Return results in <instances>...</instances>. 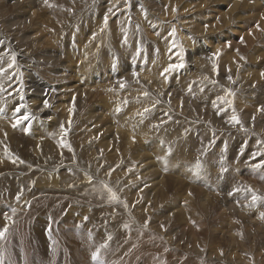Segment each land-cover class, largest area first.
I'll use <instances>...</instances> for the list:
<instances>
[{"label":"bare ground","instance_id":"bare-ground-1","mask_svg":"<svg viewBox=\"0 0 264 264\" xmlns=\"http://www.w3.org/2000/svg\"><path fill=\"white\" fill-rule=\"evenodd\" d=\"M51 2L52 1L50 0V3ZM54 2L57 3V9L55 8L54 4L48 3V5L49 4L54 5V8H55L54 11L57 10V12L61 15V18H59V17H57V18L51 17L50 18L48 15L49 18L46 21L47 14L45 15L42 10L44 9L43 6H45V8L47 9L48 5L45 4L44 0H0V41H2V43H0V57L3 58V60L0 61V63H2L4 67H6L7 63L11 62V54L15 53L16 54V63H15L14 68L10 70L9 74L10 75L15 74V77H18V78H14L11 82H9L6 77L0 78V86H3L5 89L8 90V92H11V95H8L7 93H0V193H1V191L3 193V191L6 192L8 189H10V191L7 193V195H5V197L3 196L4 198L0 197V228H3L4 224H5L4 214L12 215V213H9L7 211L10 204H12L13 207L17 209L16 215L13 217V219L11 221H8L9 231L6 233V238L3 240H0V242H2V241L7 242V246H8V250H9L7 252V257L12 253L11 247H14L16 245L15 249L17 248L18 243H19V239H23V241L21 242V245L23 248L29 247V243H30L29 241L31 239H38L39 240L38 234H40V233H38L37 231L41 228L40 225L43 226L40 222L45 221L43 219L41 220L39 216L42 215L43 212L49 213V214H47L48 218L46 220L49 222V220H50L49 217L52 216L54 219V223H56L55 219L57 218L56 216L58 215V209H60L61 207H62L63 213H64V209H67V212L65 213L66 215H70V214L72 215L73 214L76 217L85 218V216H83V214L81 215V213H79V206L74 204L76 202H81L83 205H86L87 211L91 212L92 203L87 199V194L80 187H79V190H74L73 189L74 186L73 187L68 186L69 179H68V176H65V178L63 177L64 173H68L71 170L70 174L76 175L74 182H76L79 179H83V180L85 179L86 180V178H87L86 175H89L90 172H93V170H95V164L97 162L101 166V163L99 162L100 157H102L101 159L104 160L103 157L105 158V155H107L105 160L106 159L108 160L110 152L112 154L113 150L116 153L117 152L116 149H118V151L120 149H122L121 148L122 145H119V144H123L124 148L127 149V147L129 146V148H130V145H132L133 143L137 144L138 142H143L146 139L144 137L147 135L146 137L148 138V133L151 130V124L148 125V121L151 118V117L149 118V116H152V117L157 116L155 119V123H154L155 125L154 124H152V125L156 126L158 129H161L162 127H164V125H167L166 128H168L169 125L172 124L175 120H179V123L184 125L182 119L176 117V116H178L177 108H176V111H174V106H175L174 100L184 98L183 96L185 94V93H183V91H180V87L174 83V82H176V80H180V79L181 80L182 79L187 80L189 87H191L190 88L191 93H195L196 95H198L199 93H204L202 95H204V96L207 95V97H210V98H216L215 95L224 96L225 90L230 89L231 92L234 93V96L229 97V98L234 101V104L240 103L241 101L242 102L245 101L248 104L247 101L250 102V100H249L250 97H252V95L254 97H256V95L258 94L257 90L256 91L255 90L250 91L245 86H244V88H241L240 87L241 84L239 85L237 83L236 84H228L227 83L226 85L230 86V88H228L229 86L226 87L221 80L225 79L227 76V72L232 71L233 68L246 67L247 66L246 65L247 60L249 58L251 59L252 50H253L255 44L258 42L260 37H262L264 35L263 34V32H264V19H261V17L264 16V13L261 12L260 10L252 11V13L249 15V18L253 21V27L249 28L246 32H244L241 35V37H243L244 42L240 43L239 47H237L233 51H230L231 46L228 45L227 43L219 45V46H218V44H216L215 46L210 47L211 53H209V55H208L209 61L206 62V61H202L200 59V58H206L207 57V54L202 56L201 42L203 41L204 36H209V34H212L221 28H226L231 23L239 21L241 19L240 15H242L241 7H239L235 4L226 5V3L223 0H129L127 5L125 4L124 0H73L72 2L74 3L75 6H73V8L69 7L71 9V13L69 12V13L63 14V11L66 10V6H65L66 2H69V0H65V2H63L62 4L58 3V0H55ZM59 2H60V0H59ZM114 4L118 6L119 10H117V8H113V12L109 13V11H108L109 8L113 7ZM215 4L225 5L226 9L225 10L216 9V8H214ZM51 7H53V6H51ZM48 8L50 9V6H48ZM173 8L176 9L175 12L173 11ZM238 11H240L239 14H237ZM51 12L53 13L52 10H51ZM51 12H50V14H52ZM45 13H48V12L46 11ZM54 13L52 14L53 17H54ZM59 14H56V16L57 15L59 16ZM198 14H202L204 16H207V21H206V25H208L207 31L205 30V25L203 22H201L202 25L197 24L198 21L194 17L197 16ZM105 15L108 16L107 24H105ZM49 19H51V20H49ZM73 19H75V20L81 19V20L78 22L76 21V23H72V24L69 23V21L71 22ZM257 23H259V25H260V30H257V28H256ZM70 25L72 26V28L74 30L71 28L67 34H64L61 31V29L65 27V29L69 30ZM75 27H77V28H75ZM59 31H61V32H59ZM173 31L175 33L174 35H172ZM65 33H66V31H65ZM142 33H144V34H142ZM249 33H251V35ZM136 35H141V36H139V38H136L135 37ZM147 35L150 36L151 38L148 39V41H145L143 37L144 36L146 37ZM122 40L125 41V43H122ZM135 42L136 43L143 42V44H146L148 46H151L150 43L152 45L154 44L158 48L159 53H160V55H159L158 51H156L158 53L157 56L159 55L158 59H156L157 61H155L153 59L154 57H152V59L155 61V63L151 64L150 66L145 68L146 70H144V71H143V69H141L142 71L137 70L136 63L142 62V64L144 63L147 66L148 62H150V59H149L150 56L148 57V55L145 54V52L144 53L143 52L136 53V51H135V53H133L132 52L133 49L130 48V45L134 46L133 44ZM143 44L141 43L140 47H142ZM229 44H235V43H229ZM136 45H138V44H135V47H137V49H138V46H136ZM135 47H133V48H135ZM103 50L105 52L103 53L104 54V56H103L104 64H103L102 68L99 69V72H97L96 69L95 70L89 69L86 72V74L84 76V84L82 85V90H78V88H79L78 85H80V80L77 81L79 84L74 86L77 90L73 91L70 94V96H69L70 102L69 103H65L64 101H66L67 98L64 99L63 97H60V94L57 92L59 88L64 90V86L62 84H53L51 81L48 80L46 82H42L40 85L41 87L39 89V86L36 84V80L34 78H31L29 80V78H30L29 70L32 66L34 69H36L38 71H49L50 72L55 68L57 71H59L61 68V61H60V59L56 58L59 55L65 56L66 61H67V59L70 56L76 55V53H74V51H77V54L79 55V57L82 60H83L84 56L92 59V57L87 54L89 51H101L102 52ZM151 50L148 49L147 51H150L154 54V49H153V51H151ZM217 50H219V52H220L219 56L214 55L217 52ZM120 52H122L121 55L120 56L117 55ZM181 53L183 54L182 58H183L184 67H182L176 71L166 73L167 79H165L164 76H161V72L163 71L164 68H166L168 66L169 63L180 62ZM261 53H263V55H264V52H256V54H261ZM157 56H155V57H157ZM241 56L244 57V59H240ZM253 59H252V61H253ZM123 60L125 61L124 67H122V65H121V62ZM224 62H227L226 68L228 69V71L226 69L221 68V66H220V69L218 70L217 75L212 72L211 66L214 63L215 64H221ZM261 62L263 63L262 64V66H263L264 65V58H262V57H261ZM248 64H249V62H248ZM244 65H246V66H244ZM250 65L252 66V64H250ZM49 66H50V68L46 69ZM222 66H224V68H225V64H223ZM260 68H262V67H260ZM208 69L211 73L207 72ZM241 71H242L241 76H245L247 73H250V71L246 72L245 69L241 70ZM134 72L137 74L135 77L133 76ZM258 74H259V76H261L260 75L261 72L256 73V70H255L253 74L250 73V77L253 78V76L258 75ZM205 77H207V79H205ZM246 77H247V75H246ZM70 78H71V74H69V76L66 78V81ZM203 79L206 80V83L200 82V80H203ZM70 81L72 82L73 80L72 79L68 80V82H70ZM212 81H216V83L213 84ZM9 83H11V87H9ZM121 83H124V85H125L123 88L120 87ZM194 83H196V84L200 83V84L195 85ZM258 84H260L259 81H258ZM212 85H214V88H212ZM28 86L34 90L37 89L38 91H32L28 88ZM74 87H72L71 89H69L67 91L73 90ZM128 87H135L136 88L135 92L132 96L129 93L131 90H129ZM205 88H206V91L204 92L203 90ZM145 92L148 93L147 96L143 95V93H145ZM254 92H256V93H254ZM217 93H219V94H217ZM20 94H23V96H24L23 101L20 100ZM208 94H210V96ZM108 98L113 100V103H116L118 105L109 104V105H106L104 107L105 100H108ZM45 101H47V103H48L47 108L44 107ZM141 101L143 102L142 104H140ZM180 101L181 100H179V102ZM111 102L112 101H110V103ZM217 102H219V101H217ZM19 103L26 104L27 105L26 110L30 111L32 113V115L35 117V119L31 120L30 122H25L24 124H21V125L17 126L16 128H13L11 126V124H12L11 118L13 116L12 110ZM91 103H93V106L91 105ZM97 105L100 109L104 108L103 116L95 114V111L98 108ZM153 105H155V106L153 107ZM220 105L222 106V104H220ZM233 106H235V105H233ZM233 106H232V109L235 108V107L233 108ZM146 107L150 108L151 111L148 113H145V115L143 117H141L140 115L137 114V113L143 112L144 108H146ZM177 107L182 108L183 106L177 105ZM240 107L242 108V106H240ZM248 107L249 106H247V108ZM117 108H120L119 112L116 111ZM200 108H202V107H200ZM70 109H71V112L69 111ZM236 110L238 111V109H236ZM184 111L186 112L187 110L184 109ZM209 112H210V110H209ZM209 112H208V115H210ZM198 113L201 114V112H198ZM89 114L91 116L90 120H92V122L94 123V125L92 126L90 131H87V128H86V129H83L82 131L75 132V128H77L79 130L82 128V124L85 123V120H86L85 118H88ZM186 114L184 115V117L185 116L188 117V115H186ZM202 115L203 114H201V116ZM239 116L241 117V115H239ZM104 118L108 119V120H110V118H111L110 121H113L115 128L110 126L109 125L110 123L107 122ZM207 118H209V116ZM187 119H189V117ZM239 119H241V118H239ZM255 119H257V118H255ZM150 121H151V119H150ZM209 123H210V120H209ZM61 125L64 126L63 131L67 133L66 135L62 134ZM170 126H172V125H170ZM25 127L28 128V132L24 131ZM96 128L98 130H100L101 132L103 131L101 129H104V128L109 129L110 135L107 136V134L105 135L106 132L105 133L103 132L104 135L102 137L100 135H98L96 137V134L100 133V132H98L95 134L93 129H96ZM97 129H96V131H97ZM70 130H73L74 134L78 133V132H82V133L84 132L85 134H87V136L88 135L90 136V140L92 141V143H91L92 146H90L91 148L89 149L88 148L89 146H88L87 147L88 150L85 151V153H87L86 155L84 154L85 157H83V156L79 157V156L73 155L74 158H77V160L75 161L76 165L79 168V171H77V172L75 169L70 167V165H68L69 162L66 159H63V160H66L63 163H62V161L58 162V160L54 154V150L56 148H60V147L65 148L69 151V148L67 147L66 144L69 141H71L70 138L74 135L73 133L72 134L69 133ZM163 130H164V128H163ZM151 131H154V130H151ZM107 133H109V132H107ZM100 134H102V133H100ZM227 134H228V132H227ZM83 135L84 134H82V136ZM262 135H263V132H262ZM44 136L51 138L52 139L51 141H53V142H50V140L48 138L49 141H47V143H46L47 139H44ZM149 136L153 137V135L151 136L150 134H149ZM78 137H80V136H78ZM85 138L86 137H84V139ZM62 142H64L66 146L62 147L61 146ZM53 143H54V145H53ZM262 143H263V141H262ZM86 145H89V142L86 143ZM263 149L264 148H262V151H263ZM129 150L132 151L131 149H128V151ZM63 152H64V149H63ZM70 152L73 153V150H71ZM123 154H124V152H123ZM154 154H156V153H154ZM157 154H159V153H157ZM65 155H67V154H65ZM136 157H137V155H136ZM80 159H82V160H80ZM115 159H116V157H115ZM119 159L120 158L118 157V160ZM137 160H134V161H137ZM21 161H23V163H21ZM115 161H117V160H115ZM115 161L113 163L117 166L118 164L115 163ZM85 162L88 164H85ZM117 162L120 163L121 161H117ZM122 163L124 164V162H122ZM125 163L127 164V162H125ZM60 164H63V165H60ZM125 166H122V168ZM119 167H121V166H119ZM142 168H143V166H142ZM144 168H145V166H144ZM148 168H150V167H148ZM110 169L112 170V168H110ZM115 169L112 172L116 171V173H117L118 169L117 170H115ZM126 169H127V167H126ZM129 169H131V168H129ZM123 170H125V169H123ZM133 170H135V169H133ZM140 170H141V167H140ZM144 170H146V169H142V172ZM147 170H150V169H147ZM249 170H251V169H249ZM253 171H255V170H253ZM112 172H110V174ZM125 172L124 171L119 172V175L123 176V174ZM127 172L130 173V171H127ZM135 172L137 173L139 171H135ZM83 173L86 175L83 176ZM249 173L251 174V171ZM132 174H134V172H132ZM112 175H113V173H112ZM145 175L144 174L142 175L143 179L145 178L144 177ZM150 175H151V173H150ZM150 175L148 174V176H150ZM115 176H117V175L114 174V177ZM128 176H129V174H128ZM148 176H147V178H148ZM84 177H86V178H84ZM90 177H91V175H90ZM111 177H113V176H111ZM124 177H123L124 180L127 181L128 177L127 176H124ZM130 177H131V175H130ZM140 177H141V175H140ZM123 178L121 177V181H124ZM131 178H133V177H131ZM105 179H103V180H105ZM146 179H144V180H146ZM116 180H113V181H116ZM137 180H138V178H137ZM144 180H142V181H144ZM161 180L163 181L162 178H161ZM257 180H258V178H257ZM134 181H136V179H134L133 181H128L127 183L134 182ZM147 181H144V182H147ZM116 182H114V183H116ZM138 182L136 181V185ZM150 182H147V183H150ZM122 184H123V182H122ZM132 184H135V183H132ZM141 184H144V183L142 182ZM149 185L151 186L153 184H149ZM259 185H261V184H258V186ZM95 188H97V187L96 186L92 187L93 193L95 192ZM143 188H144V186H143ZM133 190H134V188H133ZM162 190H163V188H161L160 191H162ZM169 190H170V188H169ZM253 190H255V189H253ZM145 191H147V190H145ZM152 191H153V189H152ZM156 191L157 190L155 189L154 192H156ZM147 192H146V194H147ZM172 192H174V191H172ZM172 192L170 190V193H172ZM196 192H197V190H196ZM126 194H124L123 197L118 196L120 201H122L123 203H110L107 205L106 204L107 202H106L105 204L110 209H106V207H105V208H103V209L101 208L99 210L101 211L102 216H104V213H106V215L108 216L111 212H113V210L117 209L116 212L126 213L127 216H129L130 218L132 217L131 219H134L135 221H137L138 219L136 220L134 212H136V214L138 216L146 217L148 219L147 220V221H149L148 226L146 228L143 227V229H140V230L138 228L137 231L135 232V233H137L136 235H137V237H139V239H136L137 241L134 242V249L135 250L136 249L142 250L143 248L145 249L146 244H149V246H151V248L152 247L154 248V246H152L153 244L159 243V245H160V241H159L160 239L159 238L161 237L160 233H162V231H164L168 235L166 240L164 239L165 237H163V235H162L164 242L168 241V238H169V240H171L170 234L173 231V225H174V219L172 218V214L169 215V213H168L166 220H164L165 223L163 224V226H165V227H163L162 229L160 227H159V229L156 228V229H158V231L156 232L158 234L155 233V235H153V234H150L151 232L145 233V232H147V230H149V228L152 226V224L155 223L154 219H156V222H158V220H160L159 219L160 217L156 218V216L159 215L156 212L158 211V208H160V207L155 209V212H153L152 210L149 211L150 210L149 208L145 209L143 207L135 205V202L131 201L132 198L135 199V197H134L135 195H134V192L132 190L129 192H126ZM243 194H244V192H243ZM157 195H159V194H157ZM18 196H19V199H17ZM96 196H97V198L99 197V199H104V196L101 194L96 195ZM137 196H138V194H137ZM166 196H168V195H166ZM121 198H123L127 201V204H125V205H127V207L124 206V203L126 201H124ZM145 198H146V195H145ZM152 198H153V196H152ZM152 198H151V200H152ZM160 200L162 201V199H160ZM245 200H247V199H245ZM157 202H160V201H158V198H157ZM157 202L155 201L153 203L156 204ZM247 202H248V200H247ZM6 204H9V206L6 207L7 206ZM160 204L163 205L162 203H160ZM166 204H167V202H166ZM157 205L159 206V204H157ZM244 205H245V203H244ZM246 205H247V203H246ZM11 206L9 208L10 210H11ZM162 207H164V206H162ZM166 207L168 208V206H166ZM43 208H44V210H43ZM154 208H156V206ZM244 208L246 209V207H244ZM247 208H249V207H247ZM133 209H135V210H133ZM164 210L165 209H163V211ZM237 212H238V210H237ZM234 213H235V211H234ZM245 213H246L245 210H243V214H245ZM177 214H179V213H177ZM119 215H121V213ZM248 215L251 216V214H247V216ZM257 215L258 214L256 212V216ZM227 216H226V218H227ZM235 216H236V214H235ZM111 217H113V215ZM117 217L120 218L119 216H117ZM223 217L225 218V215ZM37 219L41 220L40 222L38 221V224L35 222ZM60 219H62V218H60ZM115 219H116V217H115ZM182 219H183V216H182ZM232 219L230 216V221ZM144 220H146V219L144 218ZM235 220H236V217H235ZM62 222H63L62 225H64L65 218L62 220ZM69 222L72 223V221H70V220H69ZM175 222H177L176 226L178 227L179 226V220H177ZM133 223H131V224H133ZM137 223H138V221H137ZM48 224H44V225H48ZM109 224L112 225V222L110 221V219H109ZM136 224H134V225H136ZM233 225H234V223H233ZM141 226H142V224H141ZM234 226L231 225L232 230L235 228ZM261 226H263V224ZM38 227H40V228L37 230ZM50 227H52V226L50 225ZM50 227H49V229H50ZM60 227H61V225H60ZM64 227H67V225L65 224ZM94 227H95V225L92 226V228L89 230L88 233L94 232ZM244 227H245V225H244ZM246 227H247V230H248V228H250L249 225ZM241 228H242V226H241ZM41 230H42V233H43V231H45L44 226L42 227ZM201 230H202V228H201ZM82 231H83L82 228H79L77 230V232L80 234L78 236L83 237ZM193 231L191 233H193ZM234 231H236V228ZM237 231H239V230H237ZM240 231H239V233H240ZM244 231H245V229H244ZM248 231H247V233H248ZM233 233L235 234V232H233ZM233 233H231V234H233ZM236 233H238V232H236ZM239 233H238V235H239ZM35 234H37V236ZM67 234H66V236L71 235V234H68V235ZM34 235H35V237H34ZM73 235L75 237V234H73ZM157 235H160V237ZM189 235L190 234H188V238H190ZM197 235H195V236L197 237ZM195 236H192L191 239L195 238ZM234 236H235V238H237L236 237L237 234ZM255 236H253V237H255ZM28 237H29V240H28ZM242 237H244V236H242ZM257 237H256V239H257ZM87 239H89V238H87ZM87 239L85 240L87 243L84 246L95 247V244L97 243L98 240L96 239L95 241H93V243H88L89 241H87ZM199 239L200 238H198L197 240H193L192 245L190 243V245L194 248V251H195L194 253H197V255H199V256L204 255L205 249H208V246L213 245L214 248L220 247L221 250L219 253H218V251H216V252L211 251V250H213V248L211 247L212 249L211 248L208 249V251H210L209 255L210 254L212 255L213 253H215L214 257L217 260L219 259V261L220 260H227L226 263H228V264H236V263L248 264L250 262L249 259H248L249 261L246 259H242L243 257H241V254L239 253L240 254L239 255L237 253L238 252L237 249L238 250L240 249L239 251H241V249L244 246L243 247L241 246L242 247L241 248L239 245L235 244L234 246H237L236 247L237 249L235 251L234 250L235 248H234L233 250L235 252H233V251H230L232 249V248L230 249V246H228L229 247V251H228L227 248L225 247L227 244L223 242L224 244H226L224 246L226 251L224 252V250L222 251V245H221L222 240H221V243L219 240L214 241L215 239L206 243L207 238L205 239L206 240L205 242H204V240L201 241V239L199 241ZM41 240H43V239L41 238ZM69 240H70V238H69ZM74 240H76V237ZM79 240H80V238H79ZM173 240H174V238H173ZM259 240H261V239H259ZM231 241H227V243L230 244L229 242H231ZM235 241L238 242L236 239H235ZM255 242L254 241L252 242L253 245L257 244ZM42 243H44V242H41V244ZM172 243H173V241H172ZM240 243H242V241ZM168 244L170 245V243H168ZM168 244H167V246H168ZM232 244H234V242H232ZM242 244H240V245H242ZM35 245L37 246V250H38L40 245H38V243H36ZM127 245H128V243H127ZM157 247L159 249H153V248L152 249L155 250L157 253H159L158 250H160L161 248L159 246H157ZM187 248H188V246H187ZM261 248H262V246H261ZM4 249H6V248H4ZM249 249L247 251H250ZM253 249H255V248H253ZM153 250L151 251V255L155 253V251H153ZM262 250H263V248H262ZM188 251H189V249H188ZM191 252L192 251H190V253ZM243 252H244V249H243ZM257 252L259 253V251H257ZM257 252H255V253H257ZM4 253H6V252L4 251ZM175 253H174V250L169 251L168 253L166 252L165 259L166 260H168V259L171 260V258L175 259V257H176V256L174 257ZM178 254L180 255V253H178ZM261 254L263 256V253H261ZM209 255H207V257ZM249 255H250V253H249ZM247 258H249L248 255H247ZM251 258H252V256H251ZM259 258H261V257H259ZM257 260L259 262V259H257ZM257 260H255V261H257ZM7 261H9V260H7ZM7 261H4L1 264H9V263H7ZM159 261L161 262V259ZM177 261H179V260H177ZM186 261H188V259ZM0 262H2L1 257H0ZM163 262H164V260H163ZM167 262H168V264L174 263V262L170 263L169 260ZM252 262H254V260ZM259 263L264 264V259H263V261L261 260ZM14 264H16V263H14ZM157 264H159V263H157ZM176 264H177V262H176Z\"/></svg>","mask_w":264,"mask_h":264},{"label":"rangeland","instance_id":"rangeland-1","mask_svg":"<svg viewBox=\"0 0 264 264\" xmlns=\"http://www.w3.org/2000/svg\"><path fill=\"white\" fill-rule=\"evenodd\" d=\"M51 1L52 2L50 3V0H48V3L54 4L55 8L57 9V3L54 2L55 0H51ZM72 1L69 0V2H66V5H65L66 10L63 11V14L69 13V12L71 13L70 8H73V6H75ZM223 1L226 3V5L235 4L239 7H241V12H242V15H240L241 19L239 21L231 23L226 28H221L212 34H209V36H204V39L201 42L202 56L207 54V57L206 58H200L202 61H206V62L209 61L208 55H209V53H211L210 47L215 46L216 44H218V46H219V45L227 43L228 45L231 46L230 51H233L237 47H239V44L241 43L240 42L241 35L244 32H246L249 28L253 27V21L249 18V15L252 13V11H256V10H260L261 12L264 13V0H223ZM63 2H65V0H62V1L60 0V2L58 0V3L62 4ZM48 3H47V5H48ZM54 5H51L53 7L50 6V9L47 6L48 10L45 8V6H43V8L45 10L43 9L42 11L44 12L45 15L47 14L46 21L48 20L49 17L50 18L51 17L52 18H57V17L61 18V15L57 12V10L54 11V9H55ZM214 8L219 9V10H221V9L225 10L226 6L221 5V4H215ZM51 10L53 11V13L55 12L54 17L52 15L53 13L51 12ZM46 11L48 13H45ZM50 12L52 14H50ZM239 12L240 11H238L237 14H239ZM56 14H59V16L58 15L56 16ZM48 15H49V17H48ZM194 18L198 21L197 22L198 25H202L201 22H203L204 25H206L207 16H204L202 14H198ZM49 20H51V19H49ZM74 20L75 19H73L71 22L69 21V23H71V24L76 23V21L78 22L81 19H79V20L77 19L75 21ZM71 28H72V26L70 25L69 30L65 29V27H64L61 29V31L64 34H67ZM75 28H77V27H75ZM61 31H59V32H61ZM65 31H66V33H65ZM142 34H144V33H142ZM263 34H264V32H263ZM139 36H141V35H136L135 37L139 38ZM143 38L145 41H148V39H150L151 37L147 35L146 37L144 36ZM122 43H125V41L122 40ZM141 43L143 44V42H141ZM141 43L135 42L133 44L134 46L130 45V48L133 49V51H132L133 53H135V51H136V53H140V52L144 53L145 52V54H147L148 57L149 56L151 57V58L149 57L150 62H148L147 66L144 63L142 64V62L136 63L137 70L143 69V71H144V70H146L145 68H147L151 64H154L155 61H157L156 59H158L160 53H159L158 48L154 44L152 45L150 43L151 46L143 44L142 47H140ZM229 43H235V44H229ZM135 44H138V45H136V46H138V49H137V47H135ZM133 47H135L136 49ZM148 49H150V50L152 49L151 51H153V49H154V54L150 51H147ZM156 51H158V53H159L158 56H157L158 53ZM104 52H105L104 50L102 52L101 51H89L87 54L90 55L92 57V59L84 56L83 60L79 57V55L77 54V51H74V53H76V55L70 56L67 59V61H66L65 56L59 55L58 57H56V58L60 59V61H61V68L59 71H57L56 68L50 72L49 71H38V70L34 69L32 66L29 70V72H30L29 80L31 78H34L36 80V84L39 86V89L41 87L40 86L41 83L46 82L48 80L51 81L53 84H62L64 86V90L59 88L57 92L60 94V97H63L64 99L67 98V100L64 101L65 103H69L70 102L69 101L70 94L73 91L77 90L74 87V86L79 84L77 81L80 80V85H78L79 86L78 90H82V85L84 84V76H85L86 72L89 69H93V70L96 69V71L99 72V69L102 68V66L104 64V59H103V56H104L103 53ZM256 52H264V35L262 37H260L258 42L255 44V46L252 50L251 59L249 58L247 60V63H246L247 66L244 65L246 67H243V68L241 67L242 69L241 68H233V70L229 72L228 69L226 68L227 62H224L221 64H216L218 70L220 69V66H221V68L226 69L228 71V72L226 71L227 72L226 78L221 80L226 87L229 86V85H226L227 83L228 84H236L237 83L239 85L240 84L242 85V86L240 85L241 88H244V86H245L250 91H252V90L256 91L257 90L258 94L256 95V97H254L252 95V97H250V99H249L250 102L247 101L248 104L245 101H243V102L241 101L240 103L234 104V101H233V105H235V106H233V105L232 106H233V108L235 107L234 108L235 114L238 116V118H241V119H239L241 122L240 125L233 126V124L228 122L231 115L233 114V112H232L233 109L229 108L228 105H226V104H225L226 106L224 104L222 105L223 108L227 109L226 113L221 112L222 114L221 113L217 114L219 108H221L222 106L220 105L219 102H217L216 106L213 105V100H215L216 98H210V97H207V95H205V96L202 95L204 93H199L198 95H196L195 93H191V90H190L191 87H189L187 80H184V79L176 80V82H174V83L177 84V86L180 87V91H183V93H185V94L183 96L184 98L174 100V104H175L174 111H176V108H177L178 116H176V117L182 119L184 125L179 123V120H175L172 124H170L172 126L169 125V127L166 128L167 125H164V127H162L161 129H158L156 126L152 125L155 123V119L157 116H155V117L149 116V118L151 117L150 118L151 121L149 119L148 125L151 124V130H154V131L150 130V132L148 133V138L146 137L147 135L144 137L147 139V140L145 139L146 141L144 140L143 142H138L137 144L133 143L132 144L133 146L130 145V148L128 146L127 149L124 148L123 144H119V145L123 146V147L121 146L122 149H120L119 151H118V149H116V151H117L116 153L114 150H113L114 153L112 152V154H111V152H110L111 156L109 155L108 160L107 159L105 160L107 155H105V158L103 157L104 160L101 159L102 157L99 158L100 161L99 160L98 161L101 163V166L97 162L95 164V170H93V172H90L89 175H86L83 173V176L86 175L88 178L87 179L86 177H84V178H86V180L85 179L84 180L79 179L76 182H74L76 175L70 174L71 170L68 173H64L63 177L65 178V176H68V179H69L68 186H70V187L74 186L75 187V188L73 187L74 190H79V187L81 189H83L84 192L87 194V199L92 203L91 212L87 211L86 205H83L81 202L74 203L75 205L79 206V213H81V215L83 214V216L87 217L88 219L85 220V218H79L73 214H72L73 216L71 214L66 215L65 213L67 212V209H64V213H63V210L61 207L60 209H58V215L56 216L57 218L55 219L56 223H54L53 217L50 216L49 217L50 220L48 222L46 219L48 218L47 214H49V213L43 212V214L40 215L39 217L41 220L43 219L45 221L42 222L40 219H37L35 221L37 224H38V221L39 222L41 221L40 223L44 226V230H45L42 233L41 229L43 226H41V225H40L41 228L40 227L37 228V230L40 228L37 231L38 233H40V234H38L39 240L38 239H31L29 241L30 242L29 247L23 248L21 245V242L23 241V239H19V243H18L17 248L15 249L16 245L14 247H11L12 253L8 257H7V252L9 250H8L7 242L6 241L0 242V257H1V261H2V262H0V264L3 263L4 261H7V260H9V261H7V263H9V264H14V263H16V264H157V263L168 264V262H167L168 260L170 261V263L174 262L173 264H176V262H177V264L179 262L181 264L182 263L183 264H228V263H226L227 260H220L219 261V259L218 260L215 259V257H214L215 253H213L212 255L211 254L209 255L210 251H208V249H210L212 247L213 250H211V251H215V252L218 251V253H219L221 250L220 247L214 248L213 245H210V246H208V249H205L204 255H201V256L197 255V253H194L195 252L194 248L191 246L192 241L197 240L198 238H200L201 241L204 240V242L207 240L206 243H208L209 241L214 240V239H215L214 241L219 240L221 243V240H222L221 245H222V251L224 250V252L226 251L225 247L229 251L228 246H230V249L232 248L230 251H233V252H235L237 249L236 248L237 246H234L235 244L239 245L240 247L244 246L243 248L241 247L242 248L241 251H239L240 249L239 250L237 249V251H238L237 253L241 254V257H243L242 259H246V260L249 259L251 263L249 262L248 264H258L261 260L263 261V259H264L263 258L264 257V201H260V203L257 202V204L254 205L255 207L251 206V194L247 193V191H245V189L250 186L252 189L256 190V191L255 190L254 191L259 196L264 197V187H263L264 186L263 185L264 179H261V177H264V175H263L264 169H254V167H253V165L262 157H256L255 159H252L253 154L255 152H257V151L264 152V149L262 151V148H264V146H263L264 145V111H258L257 110L258 108H264V79H262L261 76H259V74L253 76V78L255 77L254 79L252 77H250V73L253 74L255 70H256V73L264 72V70H263L264 65L262 66L263 63L261 62V57L264 58V55H263V53L256 54ZM121 53L122 52H120L117 55L120 56ZM154 55L157 57H155ZM152 57H154L153 59L155 61L152 59ZM252 59L254 62L252 61ZM124 60L121 62L122 67L125 66ZM248 62H249V64H248ZM223 64H225V68H224V66H222ZM250 64H252V66ZM212 66H211L212 72L217 75V72L213 71ZM260 67H262V68H260ZM49 68H50V66L47 67L46 69H49ZM244 69L246 70V72L250 71V73L246 74L247 77H246V75L241 76L242 75L241 70H244ZM207 72L211 73L209 71V69ZM69 74H71L70 79L73 80L72 82L71 81L68 82V80H70V79H68L66 81V78L69 76ZM228 76L232 77V81H234V83L227 79ZM258 81L260 84H258ZM200 82L206 83V80L203 79V80H200ZM194 84L198 85L200 83H198V84L194 83ZM72 87H74L73 90L67 91V90L71 89ZM28 88L32 91H38L37 89L34 90L29 86H28ZM212 88H214V85H212ZM228 88H230V86ZM128 89L131 90L129 93L132 96L134 94L136 88L135 87H128ZM203 91L205 92L206 88ZM254 93H256V92H254ZM217 94H219V93H217ZM208 95L210 96V94H208ZM224 95H225V92H224ZM215 96L217 97L218 95H215ZM179 100H181V101L179 102ZM110 101H112V102L110 103ZM142 103L143 102L141 101L140 104H142ZM109 104L118 105L116 103H113V100L108 98V100H105L104 107L106 105H109ZM91 105L93 106V103H91ZM177 105L183 106L184 108L183 107L182 108L177 107ZM240 106H242V108ZM247 106H249V107L247 108ZM97 107H98V105H97ZM200 107H202V108H200ZM184 109L187 111L185 112ZM208 109L210 110V112ZM236 109H238V111ZM197 111L201 112V114H203L202 115L203 117ZM208 112L210 115H208ZM103 113H104V108L100 109L98 107L95 111V114H98L101 116H103ZM184 113L185 114L187 113L186 115H188L189 119H187L188 117H186V116L184 117V115H185ZM239 115H241V117ZM208 116H209V118H207ZM253 117H255L257 119H253ZM85 119H84L85 123L82 124V128L80 130L75 128V132L82 131L83 129H86V128H87V131H90V129L94 125L92 120H90L91 119L90 114H89L88 118H85ZM105 120L110 123L109 124L110 126L115 128L113 121H110L111 118H110V120H108V119H105ZM209 120H210V123H209ZM241 125L243 126V130L241 129ZM163 128H164V130H163ZM96 129H93L95 134L98 132L102 133V134H100V133L96 134V137L98 135H100L102 137L105 132H106L105 135L106 134H107V136L110 135L109 129H105V128L101 129V130H103L102 132L98 129L96 131ZM107 132H109V133H107ZM227 132H228V134H227ZM262 132H263V135H262ZM69 133L72 134L73 130H70ZM82 134H84L83 136L86 137L85 139L82 136ZM149 134L151 136L153 135V137H150ZM73 136L70 138L71 141H69L66 144L67 147L68 146L71 147V150H73V153L68 151L65 148L60 147V148H56L54 150V154H55L58 162L62 161V163H63L64 161L67 160L69 162L68 165H70V167L75 169L77 172V171H79V168L75 162L77 160V158H74L73 155L79 156V157H82V156L85 157V155L87 154V153H85V151L88 150V148L89 149L91 148L90 146H92V144H91L92 141L90 140V136L89 135L87 136V134H85L84 132L83 133L82 132L75 133ZM78 136H80V137H78ZM48 138L49 137L44 136V139H47L46 143L49 140H50V142H53V141H51L52 140L51 138H49V140H48ZM258 141H260L261 143H257ZM262 141H263V143H262ZM88 142H89V145H86V143H88ZM53 145H54V143H53ZM63 149H64V152H63ZM128 149H131L132 151H130V150L128 151ZM123 152H124V154H123ZM154 153H156V154H154ZM157 153H159V154H157ZM65 154H67V155H65ZM136 155L138 158L136 157ZM115 157H116V159H115ZM118 157L120 158L119 160H118ZM63 159H66V160H63ZM80 160H82V159H80ZM115 160L121 161V162L118 163ZM134 160H137V161H134ZM114 161H115V163H117L121 167H119L118 165H117L118 166L117 167L113 163ZM122 162H124V164ZM125 162H127V164ZM85 164H88V163L85 162ZM60 165H63V164H60ZM122 166H125V167L122 168ZM142 166H143V168H142ZM144 166H145V168H144ZM126 167L128 170L126 169ZM140 167H141V170H140ZM148 167H150V168H148ZM110 168H112V170ZM129 168H131V169H129ZM132 168L135 170H133ZM248 168L251 170H249ZM114 169L115 170L118 169L117 170L118 174L116 173V171H114L115 173L112 172ZM123 169H125V170H123ZM142 169H146L143 171L144 173L142 172ZM147 169H150V170H147ZM253 170H255V171H253ZM123 171L124 172L126 171L123 174V176L119 175V172H123ZM127 171H130V173ZM131 171L134 172V174H132ZM135 171H139L140 173L139 172L136 173ZM250 171H251V174L249 173ZM110 172H112L113 175H112V173L110 174ZM150 173H151V175H150ZM114 174H116L117 176L114 177ZM128 174H129V176H128ZM143 174L144 175L146 174L144 176L145 177L144 179L147 178L148 174L150 176H148V178L146 180H144L143 176H142ZM90 175H91V180H89ZM130 175L133 178H131ZM140 175H141V177H140ZM111 176H113V177H111ZM124 176L128 177L127 181L124 180V178H125ZM121 177L122 178L124 177L123 178L124 181H121ZM137 178H138V180H137ZM161 178L163 179V181L161 180ZM257 178H258V180H257ZM103 179H105L106 181ZM134 179H136L137 182L140 180L138 182L140 185L138 183L136 185V181L127 183L128 181H133ZM113 180H116L117 182L113 181ZM142 180H144V181L148 180L147 182H150L152 180L151 181L152 183L151 182L147 183V182H144ZM114 182H116V183H114ZM122 182H123V184H122ZM142 182L144 184L145 183L146 184L145 185L141 184ZM132 183H135V184H132ZM149 184H153V185L150 186ZM258 184H261V185L258 186ZM106 185L110 186L113 189V191H115L119 197H123V195L126 194V192H129L132 190L134 192L135 199L132 198L131 201L135 202V205H138V206L143 207L145 209L149 208L150 209L149 211L152 210L153 212H155V209L160 207V208H158V211L156 210L157 211L156 213L159 214L158 216H156V218L160 217L159 218L160 220H158V222H156V219H154L155 223H153L152 226L149 228V230H147V232H145V233L151 232L150 234L155 235V233L158 231L159 227L161 228V225H163L165 223L164 220H166L168 213H169V215L172 214V218L174 219V225H173V231L170 234L171 240H169V238H168V241L164 242L163 237H165L164 239L166 240L168 235L164 231H162V233H160L161 237H160V235H157L160 237L159 238L160 239L159 240L160 245H159V243L152 245V246H154V248L152 247L153 249H159L157 246H159L161 248L160 250H158L159 253H157L155 250H153L151 248V246H149V244H146L145 249L144 248L142 250H140V249L135 250L134 249V242L137 241L136 239H139V237H137V235H136L137 233H135V232L137 231L138 228H139V230L143 229L144 221L148 220L146 217H140L136 214V212H134L136 220L138 219L137 220L138 223H137V221H135L134 219H131L132 217L130 218L129 216H127L126 213L116 212L117 209L113 210V212H111L109 214L110 216L109 215L107 216L106 213H104V216H102L101 211L99 209H101V208L103 209L105 207H106V209H110L107 207V205L110 204V202L108 199L109 193L107 191ZM93 186L97 187V188H95L94 193L92 192ZM143 186H144V188H143ZM133 188H134V190H133ZM161 188H163L162 191H160ZM169 188H170L171 192L172 191H174V192L170 193ZM237 188L241 189V191L233 192V189H237ZM152 189H153V191H152ZM155 189L157 190L156 192H154ZM145 190H147V191L149 190L148 191L149 193ZM196 190H197V192H196ZM9 191H10V189H8L6 192L3 191V193L1 191L0 197L4 198L5 195H7V193ZM146 192H147V194H146ZM230 192H233V194L229 195ZM243 192H244V194H243ZM136 193L138 194V196L140 195L141 197L140 196L138 197ZM100 194L104 196V199H99V197L97 198L96 195H100ZM157 194H159V195H157ZM145 195H146V198H145ZM166 195H168V196H166ZM152 196H153V198H152ZM151 198H152V200H151ZM157 198H158V201H160V202H157ZM121 199H123V198H121ZM160 199H162V201ZM245 199H247L248 202ZM123 200L126 201L125 199H123ZM155 201L157 202L156 204L153 203ZM166 202H167V204H166ZM160 203H162L163 205H161ZM244 203H245V205H244ZM246 203H247V205H246ZM125 204H127V201L124 203V206H125ZM157 204H159V206ZM6 205H7L6 207L9 206V204H6ZM11 205L12 204H10V206ZM10 206L8 207V210H7L9 213H11V210L9 209ZM155 206H156V208H154ZM162 206H164V207H162ZM166 206H168V208ZM12 207H13V205L11 206V208ZM244 207H246V209ZM247 207H249V208H247ZM163 209H165V210L163 211ZM43 210H44V208H43ZM133 210H135V209H133ZM237 210H238V212H237ZM243 210H245V212H246L245 214H243ZM234 211H235V213H234ZM256 212L258 214L257 216H256ZM120 213H121V215H119ZM177 213H179V214H177ZM235 214H236V216H235ZM247 214H251V216L250 215L247 216ZM112 215H113V217H111ZM116 215L119 216L120 218H118ZM224 215H225V218L223 217ZM114 216L116 217V219ZM182 216H183V219H182ZM226 216L229 220L226 218ZM230 216H231V219L233 218L231 221H230ZM235 217H236V220H235ZM60 218H62V219H60ZM64 218H65V223H64V225H62L63 224L62 220ZM144 218L146 220H144ZM109 219L112 222V225L109 224ZM69 220L72 221V223L69 222ZM177 220H179V226L178 227L176 226L177 222H175ZM131 223H133V224H131ZM233 223L235 226L233 225ZM44 224H48V225H44ZM65 224L67 225V227H64ZM134 224H136V225H134ZM141 224H142V226H141ZM262 224H263V226H261ZM50 225L53 228L50 227ZM60 225H61V227H60ZM93 225H95L94 232L88 233ZM125 225H127V227H125ZM231 225L236 228V231H234L235 230L234 227H233L234 229L232 230ZM244 225H245V227H244ZM248 225L250 227V228H248L249 231L247 230V227H246ZM241 226L243 229L241 228ZM49 227L51 230L49 229ZM163 227H165V226H163ZM79 228L83 229V231H82L83 237L78 236V235H80L77 232V230ZM156 228H158V229H156ZM201 228H202V230H201ZM244 229H245V231H244ZM237 230H239V231L241 230L240 233ZM192 231L194 234L191 233ZM247 231H248V233H247ZM233 232H235V234ZM236 232H238L239 235ZM67 233L71 234L72 236L71 235L69 236ZM231 233H233L234 235L237 234V236H236L237 238H235V236ZM66 234L69 237L66 236ZM73 234H75L76 240H74L75 237ZM156 234H158V233H156ZM188 234H190L189 235L190 238H188ZM35 235L37 236V234H35ZM35 235H34V237H35ZM162 235H163V237H162ZM195 235H197V237ZM192 236H195L196 239L195 238L191 239ZM242 236H244V237H242ZM253 236H255V237H253ZM78 237L80 238V240ZM109 237H111V239H109ZM233 237L238 242H236ZM256 237H257V239H256ZM41 238L43 240H41ZM69 238H70V240H69ZM87 238H89V239H87ZM173 238H174V240H173ZM86 239H87V241H89L88 243H93V241H95L96 239L98 241L95 244V247H89V246H84L87 243L85 241ZM200 239H199V241H200ZM259 239H261V240H259ZM28 240H29V237H28ZM240 240L242 241L243 244L240 243L241 242ZM172 241H173V243H172ZM227 241H231V242H229L230 244H228ZM253 241L254 242L256 241L255 242V243H257V244H255L256 246L253 245V243H252ZM41 242H44V243L41 244ZM167 242L170 243V245ZM223 242L226 243L227 245L224 244ZM232 242H234V244H232ZM36 243H38V245H40L38 250H37V246L35 245ZM127 243H128V245H127ZM190 243H191V245H190ZM103 244H106L107 247H101V245H103ZM167 244H168V246H167ZM240 244H242V245H240ZM187 246H188V248H187ZM261 246H262L263 250H262ZM4 248H6V249H4ZM97 248H100V256H99V260L94 261L92 259V253L95 252ZM251 248L252 249L255 248V249L252 250ZM188 249H189V251H188ZM243 249H244V252H243ZM248 249L250 251H247ZM152 250L155 251L156 254L153 252L155 255L154 254L151 255ZM172 250H174V253L176 252L174 257L176 256L177 258L175 257V259L171 258V260L170 259L166 260L165 259L166 252L168 253L169 251H172ZM4 251L6 253H4ZM190 251H192L193 253L192 252L190 253ZM257 251H259V253ZM255 252H257V253H255ZM260 252L263 253V256ZM178 253H180V255ZM249 253H250V255H249ZM207 255H209L208 256L209 258L207 257ZM247 255L249 258H247ZM251 256H252V258H251ZM259 257H261V258H259ZM160 259H161V262L159 261ZM162 259L164 260V262ZM187 259H188V261H186ZM257 259H259V262ZM177 260H179V261H177ZM253 260H254V262H252ZM255 260H257V261H255ZM236 264H240V263H236Z\"/></svg>","mask_w":264,"mask_h":264},{"label":"snow or ice","instance_id":"snow-or-ice-1","mask_svg":"<svg viewBox=\"0 0 264 264\" xmlns=\"http://www.w3.org/2000/svg\"><path fill=\"white\" fill-rule=\"evenodd\" d=\"M44 2H45V4H47L48 0H44ZM124 2L127 5L129 0H124ZM49 6H51V5H49ZM113 8H117V10H119L118 6L114 4L113 7L109 8V10H108L109 13L113 12ZM173 11L175 12L176 9L173 8ZM261 19H264V16H262ZM107 21H108V16L105 15V24H107ZM207 28H208V25H205V30L206 31H207ZM256 28H257V30H260L259 23L256 24ZM174 34L175 33L173 31L172 35H174ZM249 34L251 35V33H249ZM240 42L241 43L244 42L243 37L240 38ZM0 43H2V41H0ZM214 55L215 56H219L220 55L219 50H217V52ZM182 56H183V54L181 53L180 62H178V63H169L168 66L166 68H164L163 71L161 72V76H164L165 79H167L166 73L173 72V71H176V70L184 67ZM240 59H244V57L241 56ZM2 60H3V58L0 57V61H2ZM15 63H16V54L15 53L11 54V62L7 63L6 67H4L2 63H0V78L6 77L9 82H11L14 78H18V77H15V74H12V75L9 74L10 70L14 68ZM213 71L217 72V74H218L217 65L215 63L213 64ZM136 75L137 74L134 72L133 76L135 77ZM260 75H261V78L264 79V72H261ZM205 79H207V77H205ZM227 79L234 83V81H232V77L231 76H228ZM212 83L215 84L216 81H212ZM124 86H125L124 83L120 84L121 88H123ZM9 87H11V83H9ZM0 93H7L8 95H11V92H8V90L5 89L3 86H0ZM143 95L147 96L148 93L145 92V93H143ZM232 96H234V93H232L230 89L225 90V95L224 96H217L216 99L213 100V105L216 106L217 105V101H219L220 104H222V105L226 104V105H228L229 108H232L233 100L229 99V97H232ZM20 100L21 101L24 100L23 94H20ZM154 106L155 105H153V107ZM44 107L45 108L48 107L47 101L44 102ZM26 109H27V105L24 104V103H19L13 108V110H12L13 111V116L11 118L12 119L11 126L13 128H16L17 126H19L21 124H24L25 122H30L31 120L35 119V117L32 115V113L30 111L26 110ZM257 110L258 111H264V108H258ZM69 111L71 112V109ZM116 111L119 112L120 108H117ZM150 111H151V109L146 107V108H144L143 112H140V113H137V114L140 115L141 117H143L145 115V113H148ZM221 112L226 113L227 109L221 107V108H219L217 114H220ZM253 119H255V117H253ZM228 122L233 124V126L241 124L238 116L235 114V110L234 109H233V114L231 115V117H230ZM241 128L243 130V126L242 125H241ZM61 130H62V134L63 135L67 134L66 132L63 131L64 130V126L63 125H61ZM24 131L28 132V128L25 127ZM257 143H260V141H258ZM61 146L63 147V146H66V145H65L64 142H62ZM68 147H69V151H71V147L70 146H68ZM256 157H264V152H261V151L255 152L253 154L252 159H255ZM21 163H23V161H21ZM253 167H254V169H264V158H261L260 160H258L253 165ZM261 178L264 179V177H261ZM89 180H91V177H89ZM106 187H107V191L109 193L108 199H109L110 203H123L122 201H120L118 195L116 194L115 191H113V189L110 186L106 185ZM239 191H241V189H238V188L237 189H233V192H239ZM245 191H247L248 193L251 194V206H254L255 204H257V202L264 201V197L259 196L250 186L247 187L245 189ZM233 192H230L229 195H232ZM17 199H19V196L17 197ZM125 207H127V205H125ZM16 212H17V209L13 207V208H11L12 215L4 214L5 224H4L3 228H0V240H3V239L6 238V233L9 231L8 221H11L13 219V217L16 215ZM87 219L88 218L85 217V220H87ZM148 223H149V221L146 220L144 222L143 227L146 228L148 226ZM125 227H127V225H125ZM161 228H163V225H161ZM109 239H111V237H109ZM101 247H107V245L103 244V245H101ZM99 256H100V248H97L96 251L92 253V259L94 261L95 260H99Z\"/></svg>","mask_w":264,"mask_h":264}]
</instances>
